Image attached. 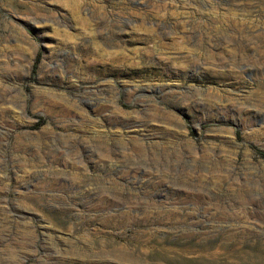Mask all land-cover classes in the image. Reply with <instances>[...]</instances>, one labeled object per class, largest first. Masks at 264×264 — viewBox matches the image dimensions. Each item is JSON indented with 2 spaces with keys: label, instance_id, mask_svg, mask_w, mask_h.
<instances>
[{
  "label": "rangeland",
  "instance_id": "rangeland-1",
  "mask_svg": "<svg viewBox=\"0 0 264 264\" xmlns=\"http://www.w3.org/2000/svg\"><path fill=\"white\" fill-rule=\"evenodd\" d=\"M120 263L264 264V0H0V264Z\"/></svg>",
  "mask_w": 264,
  "mask_h": 264
},
{
  "label": "bare ground",
  "instance_id": "bare-ground-1",
  "mask_svg": "<svg viewBox=\"0 0 264 264\" xmlns=\"http://www.w3.org/2000/svg\"><path fill=\"white\" fill-rule=\"evenodd\" d=\"M96 44V43H95ZM97 45V44H96ZM98 47L95 49V51L93 52V54L95 55V57H92L93 60L91 61L90 65H89V70H92L96 73L99 72H103L105 70L107 71H113V72H118L120 71L122 68L121 66H109V68L105 67V65H103V60H107L108 62H114V61H118L117 58H120L119 55H115L113 53H110L108 51H105L101 46L97 45ZM160 238V237H159ZM157 239V238H156ZM163 241V240H162ZM119 248V247H118ZM118 250V249H117ZM119 251V250H118ZM113 252V251H112ZM124 252V251H123ZM117 256V255H116ZM119 256V255H118ZM123 257V256H122ZM121 257V258H122ZM118 258V257H117ZM125 258V257H124ZM140 260V259H139ZM119 261V260H118ZM121 261V260H120ZM119 261V262H120ZM143 261V260H142ZM126 262V261H125ZM135 262V261H134ZM146 263V262H145ZM121 264V263H120Z\"/></svg>",
  "mask_w": 264,
  "mask_h": 264
}]
</instances>
